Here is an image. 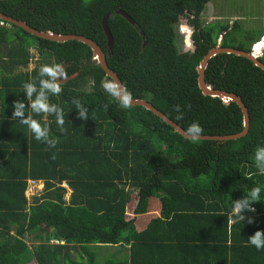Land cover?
<instances>
[{
    "label": "trees",
    "instance_id": "trees-1",
    "mask_svg": "<svg viewBox=\"0 0 264 264\" xmlns=\"http://www.w3.org/2000/svg\"><path fill=\"white\" fill-rule=\"evenodd\" d=\"M212 1L8 0L0 2V12L39 31L94 40L133 99L151 102L184 130L198 122L202 135H233L244 129L241 108L204 96L197 67L223 32L222 47L251 52L264 28L204 25ZM108 13L110 56L102 27ZM179 24L195 28L194 52L179 51ZM34 48L42 64L62 63L67 78L79 74L61 85L60 95H49L64 111L63 132L55 115L25 109L49 128L55 147L12 119L15 101L28 104L23 84L35 80L39 87L40 68L22 70ZM105 78L111 79L85 44L0 27V264H264V249L249 243L264 231V173L254 161L255 149L264 146V71L235 55L210 60L206 82L240 96L250 116L247 136L223 142L192 141L143 107L121 108L101 87ZM74 98L88 109L87 120L78 117ZM175 105L182 108L181 120ZM29 178L44 180L46 189L28 209ZM63 181L73 190L69 200L58 186ZM254 186L262 189L255 212L230 222L233 201ZM108 247L125 252L101 260Z\"/></svg>",
    "mask_w": 264,
    "mask_h": 264
},
{
    "label": "clouds",
    "instance_id": "clouds-1",
    "mask_svg": "<svg viewBox=\"0 0 264 264\" xmlns=\"http://www.w3.org/2000/svg\"><path fill=\"white\" fill-rule=\"evenodd\" d=\"M0 27L10 28L11 24L2 21L0 22ZM181 27H186V31L184 33L182 32ZM179 29H180L181 34L184 37L188 35H190L191 37V32L194 33L195 31L194 27L190 25L179 24L177 26V34H178L177 45H178V40L180 37ZM260 40L255 42L254 45L251 46V53L255 55V57H256V54H261V56L257 57L259 59L264 56V45ZM193 49H194V46L191 50L192 52H193ZM30 63L31 61L29 62L28 66L30 65ZM34 70L35 69H33L31 72H33ZM39 77H40L39 87H37L35 80H30L29 82H25L23 84L24 92L27 95L28 104L26 105L21 100L15 101L13 105L14 111H13L12 119H17L19 120L21 124L27 126V128L34 135V138L37 141L45 142L49 146L55 147L58 141L50 138L49 128L47 126L42 125L41 122L38 121L37 119H34L31 114L26 116L25 109L26 107L30 108L31 112L35 113L36 115H40V114H44L45 116L49 114L55 115L56 123L59 126L60 130L63 132L64 124H65L64 111L58 105L51 104L49 102V95L50 94L51 95L61 94L62 88H61L60 81L62 79L63 80L67 79V73L62 63H53L51 65L45 64V65H41L39 69ZM101 87L104 89V91L109 96L114 98L119 103V106L121 108L128 109L132 106V103H133L132 93L128 91L126 86L122 85L115 78H112V79L105 78L104 80L101 81ZM72 103L75 104L76 109L78 110V117L80 119L87 120L89 118L88 109L84 107V105L80 102L79 99L74 98ZM173 110L177 113V116H176L177 120L183 119V111L180 105H175ZM203 131L204 129L198 122H193L185 129V135L188 139L192 141H197L201 138ZM254 161H255L256 167L260 170V172L264 173V146H258L255 149ZM29 179H33V178H29ZM29 179H27V181ZM34 180L42 181L43 183H45V181L41 179H34ZM63 183H66L68 185L66 181H63L61 184ZM61 184H59L58 186H60ZM261 191L262 189L260 186H254L250 190L245 192V195L243 198L234 200L233 206L229 213V221L231 222L233 217H235L238 221H245L246 216L244 215V213L255 212V208H253L252 205L253 203L259 202L261 200V195H260ZM72 193H73V190H72ZM25 197H26V194H25ZM33 204H34V201L32 204H30L28 201V205H29L28 209L31 208V205ZM247 220H248V223L253 222L252 218H247ZM249 243L255 248H257L258 250L264 249V231H259V230L256 231L254 235H251L249 237Z\"/></svg>",
    "mask_w": 264,
    "mask_h": 264
},
{
    "label": "water",
    "instance_id": "water-1",
    "mask_svg": "<svg viewBox=\"0 0 264 264\" xmlns=\"http://www.w3.org/2000/svg\"><path fill=\"white\" fill-rule=\"evenodd\" d=\"M1 1H8V0H0ZM117 15L123 16L127 21H129L133 26H136L135 21L125 12L117 10L115 12ZM112 13H108L104 16L102 20V27L105 32L106 38H107V54L108 56L111 55V52L113 50L114 46V39L111 34V31L108 27V21L111 18ZM0 20L7 22L11 25L17 26L32 36H35L39 39L43 40H48L51 42H56L60 44H64L70 41H78L82 44H85L89 46L92 50L93 54V60L96 62L97 65H99L104 72L106 73V76L109 78H115L117 81H119L121 84V80L118 77L116 73H114L108 66L107 64V57L102 48L92 39L87 38L85 36L81 35H75V34H59V33H53L51 31H39L30 25H28L26 22L14 19L12 17H9L3 13L0 12ZM138 29V28H137ZM142 37L144 38V46H146V41H145V35L144 33L140 32ZM225 34V32H224ZM223 35L221 36L218 44L211 49L202 59L200 64L197 67V72H198V83H199V88L201 89L202 93L204 96H210L213 98H219L222 100V102L225 105H229L230 103H236L242 110L243 117H244V129L242 132L238 134H233V135H224V136H209V135H202L201 138L199 139L200 141H218V142H223V141H230V140H239L245 136H247L249 129H250V116H249V111L245 103L243 102L242 98L236 94L229 93L223 90H218L215 89L211 84H208L205 80V73L208 68L209 62L211 59L216 57L219 54H228V55H235L239 57H244L252 62L254 64L261 68L264 71V63L260 61L259 58L255 57L251 52H245L242 50H238L236 48L232 47H222V38ZM194 52V49H193ZM78 73L68 77L65 80H61L60 84L65 85L69 83L70 81L74 80L75 78L78 77ZM123 85V84H122ZM132 106L134 107H143L148 111H151L154 115L158 116L160 119H162L164 122H166L169 126L173 127L175 132L183 136L184 138L188 139L185 135V130L179 126L177 123L172 121L170 118H168L164 113L159 111L151 102L143 99H133Z\"/></svg>",
    "mask_w": 264,
    "mask_h": 264
},
{
    "label": "rangeland",
    "instance_id": "rangeland-1",
    "mask_svg": "<svg viewBox=\"0 0 264 264\" xmlns=\"http://www.w3.org/2000/svg\"><path fill=\"white\" fill-rule=\"evenodd\" d=\"M92 0H84L89 3ZM202 23L204 25L210 24L212 27L230 26V28L237 22L244 30L249 29L252 31H259L262 26L264 27V0H213L210 2L205 12L203 13ZM191 26V25H190ZM178 48L181 53L191 51L190 35L184 37L179 29ZM32 51V50H31ZM35 57L31 56L30 65L22 69L23 72H31L37 66L43 64H35ZM40 68V67H39ZM21 69V68H20ZM29 243H35L33 239L27 237ZM109 249L103 251L101 260H105L113 253L122 255L125 251L119 247H108ZM73 257L77 258V252L73 250ZM29 264H36L35 261Z\"/></svg>",
    "mask_w": 264,
    "mask_h": 264
},
{
    "label": "built area",
    "instance_id": "built-area-1",
    "mask_svg": "<svg viewBox=\"0 0 264 264\" xmlns=\"http://www.w3.org/2000/svg\"><path fill=\"white\" fill-rule=\"evenodd\" d=\"M181 30L184 33L186 31V27H181ZM260 41L264 45V36L261 38ZM259 56H261V54H256V57H259ZM60 186L67 190L66 199L69 200L70 195L72 194V190L66 183H63ZM44 192H45V183H43L42 181H37L34 179H29L27 181V189H26L25 194L30 204H32L36 198L44 194Z\"/></svg>",
    "mask_w": 264,
    "mask_h": 264
},
{
    "label": "flooded vegetation",
    "instance_id": "flooded-vegetation-1",
    "mask_svg": "<svg viewBox=\"0 0 264 264\" xmlns=\"http://www.w3.org/2000/svg\"><path fill=\"white\" fill-rule=\"evenodd\" d=\"M203 17V16H202ZM193 27V26H192ZM194 30H195V28H194ZM225 34H226V32H225ZM224 34V32H223V36L225 35ZM193 36H194V33H192L191 32V37H190V41H191V44H192V47L194 46L195 47V41H194V38H193ZM252 45H254V43L252 44ZM31 56H34L35 57V59H36V61H35V64H42V57H41V54L37 51V49L36 48H34V49H32V51H31ZM31 61V60H30ZM64 66V65H63ZM39 67H41V66H37L36 65V68L35 69H37V68H39ZM64 68H65V66H64Z\"/></svg>",
    "mask_w": 264,
    "mask_h": 264
},
{
    "label": "crops",
    "instance_id": "crops-1",
    "mask_svg": "<svg viewBox=\"0 0 264 264\" xmlns=\"http://www.w3.org/2000/svg\"><path fill=\"white\" fill-rule=\"evenodd\" d=\"M262 28H264V27L262 26Z\"/></svg>",
    "mask_w": 264,
    "mask_h": 264
}]
</instances>
